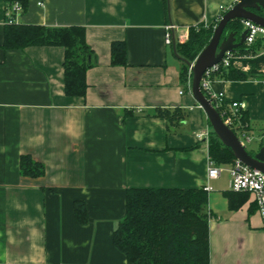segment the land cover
Instances as JSON below:
<instances>
[{
    "label": "crops",
    "instance_id": "crops-1",
    "mask_svg": "<svg viewBox=\"0 0 264 264\" xmlns=\"http://www.w3.org/2000/svg\"><path fill=\"white\" fill-rule=\"evenodd\" d=\"M237 1L29 0L18 22L85 27L96 63L81 97L64 92L62 47H2L7 9L0 0V264H127L112 236L128 188L207 185L210 264H264V219L253 197L230 210L229 185L217 183L222 174L208 179L207 141L196 133L210 123L191 82H181L173 47L191 27L217 23ZM168 24L175 25L172 44L165 42ZM120 40L125 66L111 64V44ZM262 55L264 48L253 58ZM234 67L249 72L251 64ZM211 82L226 101L244 104L257 153L264 61L246 80ZM158 109L180 119L156 116ZM24 154L43 163L45 174L22 175ZM78 200L87 207L85 223L74 213Z\"/></svg>",
    "mask_w": 264,
    "mask_h": 264
},
{
    "label": "trees",
    "instance_id": "trees-1",
    "mask_svg": "<svg viewBox=\"0 0 264 264\" xmlns=\"http://www.w3.org/2000/svg\"><path fill=\"white\" fill-rule=\"evenodd\" d=\"M6 9L15 3L21 7L20 15L27 11L29 0H4ZM167 2V0H166ZM224 10L220 16L225 13ZM264 16V9L260 11ZM14 16V13H12ZM218 23V22H217ZM199 25L189 29L184 42H176L178 55L193 62L200 51L208 44L215 25ZM244 29L242 20L228 23L225 35L236 32L237 37ZM28 46H60L64 49V92L68 96H85L88 88L87 70L96 61L94 52L87 42L86 29L82 25L51 26L36 23L7 22L4 27L3 44L5 50L24 49ZM264 48V39L258 38L251 45L243 44L234 53L241 60L251 64L249 72L236 69L232 64L220 65L211 71V79L246 80L254 76L264 55L255 57ZM111 64L127 65V44L124 40L111 44ZM181 82L186 86L191 82L189 66L182 61ZM209 98L208 94L205 93ZM223 120L230 114L236 119L239 129L250 131L247 111L239 109L236 113L225 99L212 101ZM156 116L180 119L177 111L158 109ZM231 129L237 133L236 127ZM209 158L214 164L223 166L235 162L231 149L225 146L210 126L207 139ZM264 146V142L262 143ZM253 154L251 151H249ZM20 170L24 176L38 177L45 174L43 163L30 154L20 159ZM230 210L240 208L249 198L246 191H224ZM76 218L85 223L88 220L84 201L74 203ZM208 191L203 188H128L123 217L113 231V244L125 256L127 264H210Z\"/></svg>",
    "mask_w": 264,
    "mask_h": 264
},
{
    "label": "water",
    "instance_id": "water-1",
    "mask_svg": "<svg viewBox=\"0 0 264 264\" xmlns=\"http://www.w3.org/2000/svg\"><path fill=\"white\" fill-rule=\"evenodd\" d=\"M263 9L264 0H239L229 7L215 25L208 44L200 51L193 62L178 55L175 42L173 47L177 57L190 68L192 73L191 93L203 108L214 133L225 146L231 149L237 161L264 174V146L257 153L251 154L246 146L241 143L236 133L224 122L212 100L205 95L201 87L205 71L219 63L227 51H235L245 43L247 37L246 29L242 30L239 38L236 32L233 31L225 35L228 23L235 19L250 20L264 27V16L260 14Z\"/></svg>",
    "mask_w": 264,
    "mask_h": 264
},
{
    "label": "built area",
    "instance_id": "built-area-1",
    "mask_svg": "<svg viewBox=\"0 0 264 264\" xmlns=\"http://www.w3.org/2000/svg\"><path fill=\"white\" fill-rule=\"evenodd\" d=\"M21 7L18 3H15L11 6L10 9H7V22L17 21V17L20 15ZM14 13V16H12ZM244 29L247 30V37L245 40V44L251 45L258 38L264 39V27L258 25L250 20H242ZM175 25L168 24L166 25V33H165V42L166 44H172L173 42V31ZM241 56L236 55L234 51H227L222 58V60L214 65L212 68L205 71L202 81L201 87L204 93H207L209 98L213 101L221 102L224 100L223 92H215L212 90L211 81L212 79L209 77L211 71L218 69L220 65L229 66L230 64L240 66ZM206 95V94H205ZM230 108L233 113H236L239 109H244V104L240 101H231ZM235 118L233 115L228 114L224 122L231 128H237V136L241 143L244 146H247L248 143H251L255 135L251 131H247L245 129H239L235 124ZM210 130H203L196 133V137L198 140H206L209 137ZM264 139V136L261 138ZM223 166H219L214 164V162L209 159V164L207 168V176L208 179H217L221 176L224 171ZM230 175L229 181V189L232 191H246L252 197L254 202L257 205V209L262 215L264 219V174L259 170L250 168L249 166L235 160L233 164L230 165L229 169H227ZM206 190L209 191L212 189L211 185H207Z\"/></svg>",
    "mask_w": 264,
    "mask_h": 264
},
{
    "label": "rangeland",
    "instance_id": "rangeland-1",
    "mask_svg": "<svg viewBox=\"0 0 264 264\" xmlns=\"http://www.w3.org/2000/svg\"><path fill=\"white\" fill-rule=\"evenodd\" d=\"M253 144H251V143H248L247 144V149L249 150V151H251L252 150V148H253ZM225 169V168H224ZM230 181V176H229V173L227 172V171H223L222 172V176H221V178H220V180H218L217 181V183L220 185V186H225V187H228V185H229V181Z\"/></svg>",
    "mask_w": 264,
    "mask_h": 264
}]
</instances>
